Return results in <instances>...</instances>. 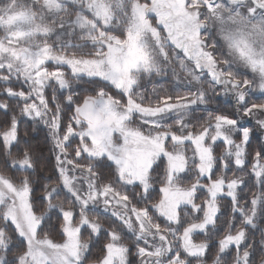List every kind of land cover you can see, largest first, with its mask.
I'll return each mask as SVG.
<instances>
[{"label": "snow or ice", "instance_id": "snow-or-ice-1", "mask_svg": "<svg viewBox=\"0 0 264 264\" xmlns=\"http://www.w3.org/2000/svg\"><path fill=\"white\" fill-rule=\"evenodd\" d=\"M0 264H264V0H0Z\"/></svg>", "mask_w": 264, "mask_h": 264}, {"label": "trees", "instance_id": "trees-1", "mask_svg": "<svg viewBox=\"0 0 264 264\" xmlns=\"http://www.w3.org/2000/svg\"><path fill=\"white\" fill-rule=\"evenodd\" d=\"M164 85H165L166 88H169V87H170V85L168 84L167 81L164 82ZM148 87L151 88V85H149ZM27 130H28L29 132H31V128H30V127H29ZM34 135L37 136V139H38V140H40L41 142L43 141V138H44V132H39V133H36V134H34ZM217 151H218V150H217Z\"/></svg>", "mask_w": 264, "mask_h": 264}, {"label": "rangeland", "instance_id": "rangeland-1", "mask_svg": "<svg viewBox=\"0 0 264 264\" xmlns=\"http://www.w3.org/2000/svg\"><path fill=\"white\" fill-rule=\"evenodd\" d=\"M166 80L165 79H161V78H157L155 81H153V83L157 84L159 88L161 89H166L164 82ZM149 90H151V88L149 87ZM219 151V149H217Z\"/></svg>", "mask_w": 264, "mask_h": 264}]
</instances>
